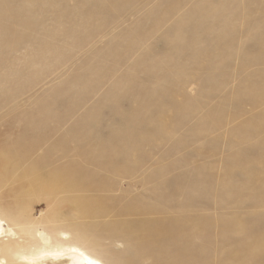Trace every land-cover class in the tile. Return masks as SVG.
<instances>
[{"label": "rangeland", "instance_id": "374dc122", "mask_svg": "<svg viewBox=\"0 0 264 264\" xmlns=\"http://www.w3.org/2000/svg\"><path fill=\"white\" fill-rule=\"evenodd\" d=\"M6 161L18 253L264 264V0H0Z\"/></svg>", "mask_w": 264, "mask_h": 264}, {"label": "bare ground", "instance_id": "6f19581e", "mask_svg": "<svg viewBox=\"0 0 264 264\" xmlns=\"http://www.w3.org/2000/svg\"><path fill=\"white\" fill-rule=\"evenodd\" d=\"M10 163H8V161H6V163H0V179H2L0 181L2 182L9 173H12V170H10L11 169L10 167L11 165H9ZM9 170L11 172H8ZM9 176L10 175H8V177ZM25 189L26 188H23V185L22 186L19 185V188L17 187L14 188L12 191H10V193L15 197H18L25 191ZM8 213L12 215V218L13 216L18 217L19 215V213L13 214L14 212L12 211V209H10ZM10 215H8L7 217L8 218L10 217L11 219ZM35 235L38 237V240H40V243L42 244L41 247L38 250L30 251L28 253H22V252L18 253L17 249L19 243L17 242L18 240L16 238L19 237L15 238L16 236L15 231L11 227H9L6 223H4L2 219H0V237L7 236L9 240H11L6 243H2L0 246V251H3L8 255L7 257L0 258V264L3 263L5 264L6 262L7 264H105L100 259L92 255L86 249L82 248L79 245L63 244V246L56 245L49 247L46 244L51 243L52 238L50 236L46 235L45 232L38 229L36 230ZM14 238L16 239V241L13 240Z\"/></svg>", "mask_w": 264, "mask_h": 264}]
</instances>
